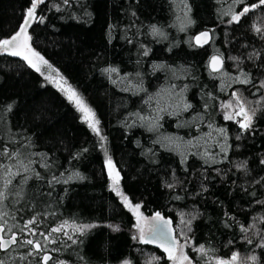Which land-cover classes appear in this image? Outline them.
Segmentation results:
<instances>
[{"label":"trees","instance_id":"trees-1","mask_svg":"<svg viewBox=\"0 0 264 264\" xmlns=\"http://www.w3.org/2000/svg\"><path fill=\"white\" fill-rule=\"evenodd\" d=\"M253 1L37 5L31 44L92 108L104 141L28 60L0 54V168L15 174L0 226L19 235L0 251L2 264H42L45 253L49 264H171L135 242L109 165L130 202L173 221L195 264L235 253L233 264H264V10L233 19ZM32 4L0 0V41L19 32ZM202 31L212 34L204 49L193 42ZM216 56L225 65L213 73ZM234 94L254 112L247 129L223 120L220 107ZM193 141L199 153L187 147Z\"/></svg>","mask_w":264,"mask_h":264},{"label":"rangeland","instance_id":"rangeland-1","mask_svg":"<svg viewBox=\"0 0 264 264\" xmlns=\"http://www.w3.org/2000/svg\"><path fill=\"white\" fill-rule=\"evenodd\" d=\"M38 19H39L38 14H36L35 22ZM29 46H30V48H29V50L26 51L25 55H27L29 57V59L32 61L33 64H35V65H37V67H39V69H40L39 71H37L36 68H34V69L43 77L45 84L52 86L53 88L58 90L66 98V100L74 107V109L79 114L80 119L88 126V128L95 135L101 137V130H100V126H99V121H98L94 111L92 110V108L87 104V102L80 96V94L74 89V87L68 82V80L61 74V72L57 68H55L53 65H51L48 61H47V64H45L43 61H41L39 59V57L32 55V52H36V53H38V52L35 50V48L31 44V37L29 39ZM39 56H41V55L39 54ZM49 65H50V67H49ZM68 89H71L72 91H74L76 93V96L83 100V102L87 106V108L91 110V113H94V117L89 116L86 119L85 113L82 112L77 107L74 100H69L68 97H69L70 93L68 92ZM237 97H239V95L234 94V95H232L231 98H229L225 102H223L222 106L220 107V111H221L223 120L225 122H233V123H237L238 125H240V123L245 122V116L244 117L240 116L241 111H240L239 104L237 102ZM240 102L243 103L244 112L246 113L247 117H250V125H251L252 119L254 117V112H252L249 109L248 105L245 104L244 101H242L241 99H240ZM227 104H231L232 107H230V108L225 107L224 105H227ZM228 115H231L232 119H226L225 117ZM201 119L202 118H197L193 122H198ZM90 124L92 125L91 127L89 126ZM250 125L248 127H250ZM248 127L244 128V129H247ZM187 128H189V126ZM103 139L104 138H102V140ZM196 141H193L191 143H187V147L192 148V150L194 152L199 153L197 151H199L198 148L201 145L198 143L199 145L196 146L197 145ZM182 144L183 143L177 142L176 145L180 148V146H182ZM112 188L117 193L118 197L123 202L125 207L133 214V216L135 218L134 239H135V242L137 244H142L144 239H141V229H143V236L145 238V236L150 233L152 221L154 218H151V217H148L145 215V213L142 210V205L133 204L132 202H130V200L123 194V192H122V190H121V188L117 182L112 183ZM67 228H69L68 232L81 233V232L90 230L92 227L85 228V227L69 226ZM77 229H79V230H77ZM175 234H176V232H175ZM176 238H177V236H176ZM177 241L179 242L178 252H177L176 256L174 257L175 259H171V264H195L194 261L187 254V243H185V242L181 243L178 238H177ZM188 246H190V245H188ZM185 256L187 257L186 260L183 259V257H185ZM217 261H219V260H215L214 263L217 264ZM224 261H228V260H224ZM233 262H232V264H233ZM235 264H241V262L240 263L235 262Z\"/></svg>","mask_w":264,"mask_h":264},{"label":"water","instance_id":"water-1","mask_svg":"<svg viewBox=\"0 0 264 264\" xmlns=\"http://www.w3.org/2000/svg\"><path fill=\"white\" fill-rule=\"evenodd\" d=\"M35 11H36V9H35ZM35 18H36V12H34V18H32L30 20V22L27 26H25V24L22 25V27L25 28V34L27 37H29L30 29L33 25ZM25 20H29L28 13H27ZM25 20H24V22H25ZM204 33H207V36H205ZM25 34H21L20 41L18 42L19 47L14 48V49L10 48V50L19 51L21 53L20 55L14 56V55L9 54V52L1 49L2 53L4 55L10 56V57L21 58V56L30 48L29 39H25ZM197 37H199V40H197ZM193 42L197 48H200V49L207 48L212 42V34L210 31H202L200 33H197L193 38ZM224 65H225L224 60L219 56H216L215 62L213 61V58H212L210 61V64H209L210 70L213 73L220 72L223 69ZM245 115H246V113L244 111L240 112L241 117H244ZM117 174L118 173L115 174L114 172H112L109 174V178L114 180V181L121 180L122 179L121 175L120 174L117 175ZM162 218L164 221H168L169 223H167V225H164V224H162V222L160 221V219L158 217H155L152 221L150 233L145 236L143 243L147 246H151V247L157 249L166 257L167 260H171V259H169V252H166L165 248H168L170 250L172 256L175 257L177 252H178L179 242L177 241V238H176L173 221L170 218H166V217H162ZM157 226L159 228L160 234L154 237L152 229L157 227ZM0 237H3V240L8 242V243L4 244V247L0 248V251L2 253H6V252L10 251L12 248H14L17 245L18 239H19V235L17 233H13L12 235H10L8 237L5 236V227L4 226H0ZM13 237H15L14 241H13ZM145 241H147V242H145ZM36 244H39V243L36 242L33 244L35 251L41 252L42 251L41 245L39 244L40 249L37 250L35 247ZM45 256L49 257V259L47 261H45L43 259V257H45ZM43 257H42V264H49L53 258L52 254H50V253H45L43 255ZM220 261H224V260L217 261V264H220ZM228 261H230V260H228Z\"/></svg>","mask_w":264,"mask_h":264},{"label":"snow or ice","instance_id":"snow-or-ice-1","mask_svg":"<svg viewBox=\"0 0 264 264\" xmlns=\"http://www.w3.org/2000/svg\"><path fill=\"white\" fill-rule=\"evenodd\" d=\"M44 0H33V4H32V7L29 9V12H28V17H29V20H25L24 24L25 26H27L30 22V20L32 18H34V12H35V9L37 7L38 4L40 3H43ZM260 3L261 4H264V0H260ZM249 9L246 7L243 9V12L241 13V15H243L244 13L248 12ZM233 19L235 20H238L239 17H233ZM21 34H25V28L22 27L19 32L15 35H13L11 37V39H5L3 41H0V49H3L4 51H7L9 52V54L11 55H20L21 53L19 51H14V50H10V48L14 49V48H17L19 47V41H20V37H21ZM205 36H207V33H204ZM25 39H30V37H27L26 34H25ZM197 40H199V37H197ZM32 55L33 56H37L39 57V59L41 61H43L45 64H47V61L44 60V58L42 56H39L38 53L36 52H32ZM23 58L25 60H28L29 64L36 68L37 71H39V67H37V65L33 64L32 61L29 59V57L27 55H24ZM216 60V57H213V61L215 62ZM50 67V65H49ZM106 71H115V69H107ZM246 82V81H245ZM68 92L70 93L69 95V100H74V102L76 103L77 107L85 113V117L86 119L89 117V116H93L94 117V113H91V110L87 108V106L84 104L83 100L80 99L79 97L76 96V93L74 91H72L71 89H68ZM237 102L239 104V107H240V111L243 112L244 111V107H243V103L240 102V98L237 97ZM225 107H232L231 104H227V105H224ZM226 119H232L231 115H228L225 117ZM250 125V117H247V115H245V122H242L240 123V127L243 129V128H246ZM90 127L92 126L91 124L89 125ZM221 133H223V129L220 130ZM7 153L4 152V153H0V155H6ZM14 155H18L17 153H14ZM22 163V162H21ZM109 163L111 164V161H109ZM24 170L27 171V166L25 165L24 166ZM12 175H15L14 173H12L8 168L7 166H4V168H0V176H2L3 178V188H0V205L3 204V201L7 198L8 196V191H7V188H8V185L11 184V179L9 177H11ZM38 175V174H37ZM118 175V174H117ZM138 207V206H137ZM156 216L160 219V221L162 222V224L164 225H167V223H169L168 221H164L162 217H160V214L157 213ZM31 223V221H30ZM85 228L87 227H90V226H84ZM79 230V229H77ZM53 231H59V229H53ZM152 232H153V236H157L160 234V231H159V228L158 226L153 228L152 229ZM141 239H144V236H143V229H141ZM15 240V237H13V241ZM147 242V241H145ZM8 243L7 241H4L3 240V237H0V248L4 247V244ZM27 244L29 245H32L33 244V241L32 240H27L26 241ZM36 249L39 250L40 249V245L39 244H36L35 245ZM165 251L166 252H169V259H175L170 250L168 248H165ZM197 251H200V252H204V249L203 247L201 246L199 249H197ZM238 256L239 254L238 253H235L233 254V256L231 257V260L230 261H220V264H232L233 261H237L238 260ZM43 259L45 261H47L49 259V257L45 256L43 257ZM183 259H187V257H183ZM253 260V262H255L256 258L255 257H252L251 258ZM0 264H2V262H0ZM241 264H247L246 261H241Z\"/></svg>","mask_w":264,"mask_h":264},{"label":"flooded vegetation","instance_id":"flooded-vegetation-1","mask_svg":"<svg viewBox=\"0 0 264 264\" xmlns=\"http://www.w3.org/2000/svg\"><path fill=\"white\" fill-rule=\"evenodd\" d=\"M248 9H249V11L248 12H246V13H244L243 15H238V17H239V19L238 20H235L234 19V22L235 23H238V22H240V20H241V18L243 17V16H246L249 12H253V11H259V10H264V4H261L260 3V0H254L253 1V7L251 8V7H247ZM237 17V16H236ZM29 50V49H28ZM0 53L2 54V50L0 49ZM26 54V52L21 56V58H23V56ZM109 168H108V173L110 174V173H112V172H114L115 174H116V170L111 166V165H109L108 166ZM115 182H118V181H115Z\"/></svg>","mask_w":264,"mask_h":264},{"label":"bare ground","instance_id":"bare-ground-1","mask_svg":"<svg viewBox=\"0 0 264 264\" xmlns=\"http://www.w3.org/2000/svg\"><path fill=\"white\" fill-rule=\"evenodd\" d=\"M120 181V180H119Z\"/></svg>","mask_w":264,"mask_h":264}]
</instances>
